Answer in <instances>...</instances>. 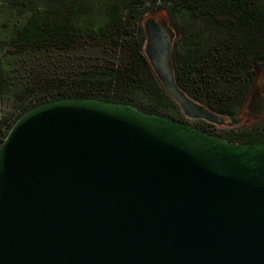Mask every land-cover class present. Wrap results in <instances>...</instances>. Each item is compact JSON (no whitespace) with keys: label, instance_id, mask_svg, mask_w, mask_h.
<instances>
[{"label":"water","instance_id":"obj_1","mask_svg":"<svg viewBox=\"0 0 264 264\" xmlns=\"http://www.w3.org/2000/svg\"><path fill=\"white\" fill-rule=\"evenodd\" d=\"M144 28L185 116L223 123L179 86L172 21ZM248 108L264 114L261 85ZM0 264H264V140L230 141L128 102H40L0 144Z\"/></svg>","mask_w":264,"mask_h":264},{"label":"trees","instance_id":"obj_2","mask_svg":"<svg viewBox=\"0 0 264 264\" xmlns=\"http://www.w3.org/2000/svg\"><path fill=\"white\" fill-rule=\"evenodd\" d=\"M2 1L0 144L26 110L61 97L128 102L183 119L144 51L141 18L152 6L165 8L180 33L172 55L179 86L213 111L237 122L264 67V0ZM211 124L195 123L215 133ZM215 134L263 141L264 114Z\"/></svg>","mask_w":264,"mask_h":264},{"label":"rangeland","instance_id":"obj_3","mask_svg":"<svg viewBox=\"0 0 264 264\" xmlns=\"http://www.w3.org/2000/svg\"><path fill=\"white\" fill-rule=\"evenodd\" d=\"M151 17L155 18V20H159V18L164 17L169 21H171L167 10L163 7L152 6L147 8V10L143 13L141 18L142 24L144 25V23ZM5 20H6V14L4 11L3 1L0 0V27L5 23ZM144 51H145V44H144ZM263 84H264V67L260 70V72L258 73V75L254 80L253 89L248 97L247 102L245 103L239 114L238 121L235 122L231 119V117L225 116L223 123L212 122L209 128L212 129L215 133H228L232 131L234 127H241L244 125L250 126L260 121L261 118L263 117V114L262 115L252 114L250 112V109L248 108V105L253 92L257 89L259 85H261V89H262ZM183 119L193 124L197 122V119H190L187 118L186 116Z\"/></svg>","mask_w":264,"mask_h":264}]
</instances>
